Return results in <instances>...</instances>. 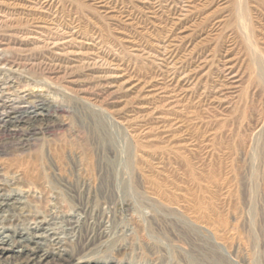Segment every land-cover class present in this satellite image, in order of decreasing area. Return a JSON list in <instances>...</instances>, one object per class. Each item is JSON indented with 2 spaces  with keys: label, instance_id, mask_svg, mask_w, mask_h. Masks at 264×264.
Returning a JSON list of instances; mask_svg holds the SVG:
<instances>
[{
  "label": "rangeland",
  "instance_id": "obj_1",
  "mask_svg": "<svg viewBox=\"0 0 264 264\" xmlns=\"http://www.w3.org/2000/svg\"><path fill=\"white\" fill-rule=\"evenodd\" d=\"M0 181V264H264V0H0Z\"/></svg>",
  "mask_w": 264,
  "mask_h": 264
},
{
  "label": "bare ground",
  "instance_id": "obj_2",
  "mask_svg": "<svg viewBox=\"0 0 264 264\" xmlns=\"http://www.w3.org/2000/svg\"><path fill=\"white\" fill-rule=\"evenodd\" d=\"M41 94L37 93L35 94V98L36 97H41L40 96ZM33 98V97H32ZM40 103L38 105H34V106H31L30 108L29 107H26V106H23V105H20V104H16L15 106H10V108L8 109L9 111H7L5 117H4V121L5 123L7 124H10V125H14L20 121H23V122H27V121H31L32 119H35L36 117L40 116V115H43L45 112H47L49 110V102L45 99H39ZM47 101V102H46ZM50 101V100H49ZM49 103V104H48ZM23 104V103H22ZM12 105V104H11ZM29 106V105H28ZM51 106V105H50ZM1 182V181H0ZM1 189V188H0ZM3 190H1L2 192ZM4 193H0V212L1 211H5L7 209H11L10 206L11 205V202H15V196L12 193H5V191H3ZM18 195V193H17ZM17 198V197H16ZM19 201V200H18ZM17 205V204H16ZM10 207V208H9ZM13 207V206H12ZM16 207V206H15ZM15 209V208H14ZM14 211V210H13ZM10 212V211H9ZM3 213V212H1ZM15 213V212H14ZM22 239V238H21ZM19 242L22 241L24 244L28 243L26 242L25 240H18ZM28 241V240H27ZM144 243V242H143ZM23 244V245H24ZM94 244L95 242H87L86 244H84L80 251H86V249H93L94 247ZM28 245V244H26ZM30 246V245H29ZM26 248V247H25ZM34 248V247H33ZM91 249V250H92ZM0 250H1V247H0ZM27 253V252H26ZM1 255V254H0ZM29 255V254H28ZM79 255V253H78ZM75 256V254H74ZM29 257V256H28ZM27 257V258H28ZM83 257H85L83 255ZM83 257H75L73 258V260L71 259V262L69 264H82V259ZM25 260V259H24ZM28 260L32 261V257H29ZM84 260V259H83ZM113 260V259H112ZM37 261V260H36ZM156 261V260H155ZM28 262V261H27ZM113 262V261H111ZM111 262H105L104 264H112Z\"/></svg>",
  "mask_w": 264,
  "mask_h": 264
}]
</instances>
